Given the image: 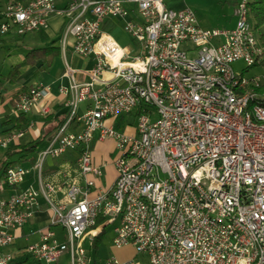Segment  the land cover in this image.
<instances>
[{
    "label": "built area",
    "instance_id": "1",
    "mask_svg": "<svg viewBox=\"0 0 264 264\" xmlns=\"http://www.w3.org/2000/svg\"><path fill=\"white\" fill-rule=\"evenodd\" d=\"M245 1L238 0L242 23L233 28L200 24L190 6L173 8L166 0H72L63 7L56 0L10 2L0 7V29L14 25L17 35L38 32L52 15L65 17L62 44L72 41L74 53L94 56L88 80L75 77L66 62L69 82L60 87L66 118L50 135L33 167L9 165L0 180V264H13L7 252L16 231L40 208V195L53 209L50 224L40 239L28 244L37 261L51 264L68 250L71 264H92L95 237L111 219L113 244H131L146 254L150 264H251L253 248L262 250L264 264V128L253 126L243 115V102L233 96L229 80L237 75L238 61L250 65L259 52L249 31ZM108 18L123 23L135 40L121 45L103 28ZM152 70L169 78V86L152 79ZM255 76V75H252ZM49 85H33L16 99L17 114L40 104L50 113ZM257 96V95H256ZM88 101L79 111L80 103ZM264 116V105H258ZM140 108L135 132L107 124L108 117ZM32 125V124H31ZM25 133L11 129L0 136L7 148ZM113 137L117 155L116 179L111 187L89 196L95 184L90 173H103L97 164L96 140ZM79 152L77 164L85 188L71 183V205L55 203L50 193L57 186L41 179L44 161L68 150ZM36 169L39 187L19 186ZM151 195V202L140 199ZM225 219V226H217ZM62 227L61 241L55 227ZM106 264H136L135 259L109 257Z\"/></svg>",
    "mask_w": 264,
    "mask_h": 264
},
{
    "label": "crops",
    "instance_id": "2",
    "mask_svg": "<svg viewBox=\"0 0 264 264\" xmlns=\"http://www.w3.org/2000/svg\"><path fill=\"white\" fill-rule=\"evenodd\" d=\"M70 1L72 0H63V2L59 6L63 7ZM168 6L170 5L168 4ZM170 7L179 8L174 6ZM64 21V16L58 14L52 15L49 19V25L47 28L42 29L38 32L28 33L32 36V40L36 42V46L34 48L44 47L53 44L54 46H58L60 51L58 55H56V57L53 59L51 64L42 65L43 59H36L32 64H27L21 67V74L18 77V82L5 83V87L2 89L4 95V102L0 104V136L6 134L11 129H16L15 124L21 118L22 113L17 114L14 110L15 101L18 98L16 94H20L21 92L27 90L30 86L33 85H49L51 87V95L49 96V114L55 116H66L67 107L64 103V98L62 97V95H60V87L62 85L68 84L69 82L68 76L65 75L66 62L70 63L73 67L76 68V79H78L79 81H85L90 78L91 69L93 68L95 63L94 56L90 55L84 57L75 54L72 46V39L69 40V42L65 46L62 44ZM120 27L124 30L122 21L115 18H108L107 21H105L103 24V28L107 32H109L115 39L116 37L113 34V31ZM12 32L14 33V31H10L4 34L7 36L4 37L1 42L6 40L7 38L13 39L15 35ZM134 42L135 40L133 38L132 44H134ZM132 44H127L123 46H131ZM26 55H24L23 60L26 58ZM59 59L61 61H57ZM23 60H19L17 63H20ZM13 65L14 64H11V67ZM24 86L25 89L22 90ZM87 105L88 101L80 103L79 111H83L87 107ZM128 114H131V112ZM45 117L46 116L43 115V112L40 111L39 103L36 104L31 111L25 113L26 123L21 126V128L25 129V133L16 142L12 143L7 148L0 145V163H2V161L5 159L6 153L11 146L17 143H27L40 135L44 126ZM135 117L137 120V116ZM107 119V124L113 123L116 128L124 131H126V127H128L130 124L127 122L125 123L124 127H121V124L117 126L114 121H112L111 117H108ZM126 132H135V128L132 132ZM50 135L51 133L45 138L42 143L38 145L37 151L34 153V162L30 159L31 155H33L32 153L26 155L25 158H20V153H15L7 159L8 164H6L5 166L13 164H23L28 167H33L36 162L38 153L47 146ZM26 136L27 138H25ZM110 143L111 147L113 145V150H116L115 140L113 137H108L104 140H96L93 144V155L95 162L97 164L106 162V166L104 167L103 173L101 175L96 176L92 173L88 175L95 181V184L92 187L88 188L89 196H94L101 190L108 189L113 185L116 179L117 170L114 164V159L110 161L108 160V153L110 149L106 148V146H108V144ZM103 144L105 145V147ZM78 156L79 152L75 149H71L60 156L47 157L44 161L41 179L43 182H52L57 186V192L50 193V197L55 203L67 204L68 206L71 205V201L67 196V189L71 183H77L85 188V181L79 172L77 164ZM5 166H0V180L5 175ZM29 185H33L36 188L39 187V175L36 169L34 168H31V171L26 176L25 181H23L19 186L7 187L5 194H9ZM39 200L41 204L40 208L35 212L34 216L25 223V225L21 229L16 231V237L14 241L5 248L7 252H10L14 255L13 264H46L37 261L27 252L28 244L40 239V231L49 226L51 218L53 216V209L48 205L47 201L45 200V197L43 195H40ZM105 228L106 227H104L103 229ZM55 229L59 238L64 240V229L59 226H56ZM85 244L90 250V254L92 257L91 250L94 248L93 243L92 245H89L87 240L85 241ZM60 258L56 262H53L51 264H59ZM93 260L95 259L92 258V262Z\"/></svg>",
    "mask_w": 264,
    "mask_h": 264
},
{
    "label": "rangeland",
    "instance_id": "3",
    "mask_svg": "<svg viewBox=\"0 0 264 264\" xmlns=\"http://www.w3.org/2000/svg\"><path fill=\"white\" fill-rule=\"evenodd\" d=\"M7 2L8 1L2 3L0 7ZM62 2L63 0H56V4L58 6ZM166 2L170 6L174 7H179L182 5L190 6L196 12L201 24L208 28H233L238 22L236 6L233 4L232 0H166ZM263 29L264 28H262L261 31ZM113 32L120 44H132V36L129 33L125 32V30H123L121 27L114 30ZM13 34L15 35L13 39L7 38L0 43V67L2 66L4 73H7L10 70L11 64H15L19 60H23L24 55H26L30 51V49L36 46V42L32 40V36L30 34H26L23 36L17 35L15 32ZM6 36L7 35L1 37L4 38ZM60 59L57 61H61ZM234 67L237 71L245 70V74L250 76H264V64L254 65L247 69V63L238 61L235 63ZM258 91L261 95H264V84L260 87V89H258ZM23 92H25V90ZM23 92H21L20 94H22ZM111 118L117 126L121 124V127H124L125 123H130L129 126L126 127V131L130 132L134 130V126L137 122L136 117L133 114L128 113L119 114ZM25 138H27V136ZM106 148L110 149L108 153V160L110 161L116 157L117 150H113V145L111 147V143L108 144ZM116 223V219H111V223L108 224L105 228L106 234L102 242L98 247L94 246V248L91 250L92 258L95 259L93 260L92 264H106L107 259L112 256H115L119 260H126L133 257L136 261V264H150L148 256L143 253H137L133 245L128 244L118 247L113 244V227L116 225ZM61 241L63 240L61 239ZM59 264H71V256L68 250H64L59 260Z\"/></svg>",
    "mask_w": 264,
    "mask_h": 264
},
{
    "label": "trees",
    "instance_id": "4",
    "mask_svg": "<svg viewBox=\"0 0 264 264\" xmlns=\"http://www.w3.org/2000/svg\"><path fill=\"white\" fill-rule=\"evenodd\" d=\"M9 0H0V5L4 2ZM10 1H17V0H10ZM25 1V0H21ZM233 4L236 6L238 3V0H232ZM7 2V3H8ZM6 4V3H5ZM248 20L250 24L252 25L253 29L256 31L259 40L261 44L264 46V29L261 31L262 28H264V0H250L248 3ZM4 34H0V42L2 41ZM60 49L58 46H54L53 44H50L48 46L44 47H36L32 48L26 55V58L17 64H14L9 72L4 73L2 66L0 67V104L4 102V95L2 92V89L5 87V83H16L19 81L18 77L21 74V67L27 64H32L36 59H43L42 65H48L51 64L53 59L58 55ZM264 64V59L259 60L258 62L254 63L253 65H259ZM261 87V86H260ZM258 87V89H260ZM25 89V86L22 88V90ZM20 94H16V96H19ZM256 101L264 104V96L257 98ZM140 108H136L133 111H131V114L134 116H137L140 112ZM66 116L64 115H50L48 114L45 117V122L43 129L38 137L35 139L24 143V144H15L9 148V150L6 153L5 159L0 163L1 167H4L7 163V159L15 154L20 153V158H25L26 155L32 153L30 159L34 162L35 156L34 153L37 151V147L40 143H42L45 138L52 133L59 125L63 123ZM26 123L25 113L21 114V118L18 120V122L15 124V128L19 129L23 124ZM8 166V165H7ZM5 166V167H7ZM6 169V168H5ZM106 234L105 229L102 230L101 233L95 237L93 245L95 247H98L99 244L102 242L104 236Z\"/></svg>",
    "mask_w": 264,
    "mask_h": 264
},
{
    "label": "bare ground",
    "instance_id": "5",
    "mask_svg": "<svg viewBox=\"0 0 264 264\" xmlns=\"http://www.w3.org/2000/svg\"><path fill=\"white\" fill-rule=\"evenodd\" d=\"M9 1L10 2H20ZM26 1V0H25ZM243 10L246 13V21L249 27V31L253 32L254 42H258L259 52L264 55V46L261 44L259 37L256 31L253 29L252 25L248 20V3L250 0H243ZM238 15V22L242 23V9H236ZM14 31V25H4V28L0 29V34H6L7 32ZM259 61V56H250V65ZM152 79L160 83V86H169V78L167 75L162 74L160 70H152ZM264 84V76L255 75L246 77L244 80V75H237V80H229V88H232L233 96L241 99H246L243 102V115L248 119V123H251L253 126H258L264 128V116H261V110L258 105H264L256 101L257 98H260L264 95H261L258 91V87ZM257 95V96H256ZM140 199H143L144 202H151V195L147 192H140ZM114 227H118V219ZM217 226H225V219H217ZM262 261V250L260 248H253V257H251V264H259Z\"/></svg>",
    "mask_w": 264,
    "mask_h": 264
}]
</instances>
